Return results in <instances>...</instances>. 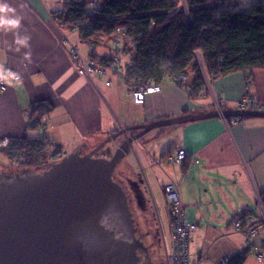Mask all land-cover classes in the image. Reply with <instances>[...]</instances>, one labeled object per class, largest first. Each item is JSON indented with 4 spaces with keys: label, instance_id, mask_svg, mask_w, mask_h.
I'll list each match as a JSON object with an SVG mask.
<instances>
[{
    "label": "crops",
    "instance_id": "crops-1",
    "mask_svg": "<svg viewBox=\"0 0 264 264\" xmlns=\"http://www.w3.org/2000/svg\"><path fill=\"white\" fill-rule=\"evenodd\" d=\"M58 1L68 0H0V82L5 86L0 91V143L11 138L45 139L49 143L45 167L73 153L85 155L119 131L214 111L211 94L222 101L224 111H237L245 95L264 104V70L259 69L249 76L235 73L209 80V90L205 85L206 93L195 99L182 87L164 82L159 92L137 104L122 69L102 77L75 69L71 46L84 58L107 57L113 52L109 45L95 46L90 52L78 32L59 29L53 13L63 8L52 7ZM62 35L69 42L64 46ZM125 63L123 58L122 66ZM37 102L50 104L53 111L32 130L28 128L31 107ZM155 131L132 143L117 167L122 165L121 178L127 177L128 168H142L150 177L145 180L147 191L138 182H127L138 186L144 207L145 195L152 201L151 210L161 228L162 257L165 250L170 253L163 232V225L168 226L163 187L173 181L179 186L187 221L196 226L190 235L189 264H217L245 251L247 237L235 229L237 222L243 228H257L243 264H264V118H243L231 127L218 118ZM123 141L124 137L117 138L97 157L109 158L107 152H114ZM177 150H184L187 159L179 165L168 164L167 157ZM155 167L163 176L154 173ZM256 253L262 255L261 261Z\"/></svg>",
    "mask_w": 264,
    "mask_h": 264
},
{
    "label": "trees",
    "instance_id": "trees-1",
    "mask_svg": "<svg viewBox=\"0 0 264 264\" xmlns=\"http://www.w3.org/2000/svg\"><path fill=\"white\" fill-rule=\"evenodd\" d=\"M53 16L59 29L78 32L92 48L109 45L111 33L125 28L123 49L131 59L121 68L128 88L184 76L189 98L200 97L206 89L196 52L210 81L264 70V0H68ZM92 58L100 66H113L115 55ZM31 109L32 130L53 111L43 102ZM48 150L42 138L0 143V153L20 171L45 167ZM251 247L228 264H243Z\"/></svg>",
    "mask_w": 264,
    "mask_h": 264
},
{
    "label": "water",
    "instance_id": "water-1",
    "mask_svg": "<svg viewBox=\"0 0 264 264\" xmlns=\"http://www.w3.org/2000/svg\"><path fill=\"white\" fill-rule=\"evenodd\" d=\"M221 116L260 119L264 111L222 110ZM221 116L210 111L119 131L85 155H68L42 175L24 171L1 182L0 264H138L137 251L146 248L135 237L127 196L113 181L117 165L132 143L153 130ZM119 137L124 141L107 152L109 158L96 157ZM109 216L129 231L128 239L106 227Z\"/></svg>",
    "mask_w": 264,
    "mask_h": 264
},
{
    "label": "built area",
    "instance_id": "built-area-1",
    "mask_svg": "<svg viewBox=\"0 0 264 264\" xmlns=\"http://www.w3.org/2000/svg\"><path fill=\"white\" fill-rule=\"evenodd\" d=\"M184 1V0H183ZM90 16L93 15L92 10L90 9L87 12ZM55 20V18H54ZM127 39V30L125 28H116L110 36V49L115 55L114 65L113 66H100L99 63L93 58H84L78 50L74 47H70V56L74 63L75 69L78 72L86 76H90L92 73H95L99 77H102L106 72L110 71L112 73H118L122 68V59H126L127 62L130 61L131 56L124 52L123 43ZM62 45H66L68 39L66 36H61ZM94 49L90 46V52H93ZM196 57L198 59V64L203 74L206 87L210 88L209 79L204 71L199 52H196ZM186 78L181 76L179 78L170 79L171 84H175L183 88V83ZM109 84L107 83L106 86ZM161 84L159 83H150L145 86H135L129 88V92L132 94L134 101L137 104H141L148 94H154L160 91ZM5 90V86L0 82V91ZM212 95V108L214 111L220 114L222 112V101L219 100L216 96ZM237 110L240 111H264V104L257 102L252 97L247 95L243 96L237 104ZM221 118L225 121L227 127L235 126L238 123L242 122L241 118ZM187 159V154L184 150H177L173 155L167 157V162L170 165H179L182 164ZM165 197L167 198V213H168V231L170 239V253H164V263L165 264H189V242L190 235L195 232L196 226L190 224L187 221L185 209L180 200V189L177 183L170 181L163 187ZM235 229L243 233L247 237L248 245L251 246V238L255 237L257 234V228L254 226H249L243 228L239 222L235 223ZM262 226L264 227V216H262ZM252 248V247H251ZM255 258L258 261L262 260V255L256 253ZM230 257H225L217 262V264H228Z\"/></svg>",
    "mask_w": 264,
    "mask_h": 264
},
{
    "label": "rangeland",
    "instance_id": "rangeland-1",
    "mask_svg": "<svg viewBox=\"0 0 264 264\" xmlns=\"http://www.w3.org/2000/svg\"><path fill=\"white\" fill-rule=\"evenodd\" d=\"M90 1V0H89ZM62 3V4H61ZM54 10L63 8V1L54 3ZM68 33V32H67ZM73 38V37H71ZM76 38V37H74ZM110 46V44H109ZM80 48V47H79ZM41 136L43 135L42 132L38 131ZM153 132V131H152ZM154 132H156L154 130ZM99 145V144H98ZM97 145V146H98ZM108 145L103 149V151L108 149ZM93 150V149H92ZM102 151L98 152L96 154V157L100 155ZM124 164V163H122ZM120 165L117 167V170L115 171V174L113 176V181L117 184H119L123 191L125 192L126 196L129 197V209L132 214V219H133V224L134 228L136 230L135 237L140 240V242L143 244V247L146 248V252L144 251H139L138 256L140 258L138 264H161L162 262L164 263V257H162V251H163V243L160 244L158 236H160L161 239V228L158 224V220L156 217V212L151 210V205H150V198L145 195V202H146V207L142 205V203L134 197V194L129 190L127 180L138 182L140 189H145V180L150 181V177L148 175H144L142 173V168H128L126 170V176L125 178L120 177ZM50 167H39V168H33L29 171H27L29 174H43L45 173ZM157 168V167H155ZM170 168V167H169ZM24 171H20L19 168L16 167L14 163H12L7 157H5L3 154L0 153V183L1 182H6L7 175L14 176L17 173H22ZM155 174H158L160 176H163L162 171L157 168L154 170ZM141 174V177L140 175ZM137 175V177H136ZM156 177H158L156 175ZM153 178V176H152ZM160 179V178H157ZM147 191V188L146 190ZM151 192H153V187L151 189ZM167 199V198H166ZM168 202V201H167ZM152 203V201H151ZM163 232L165 235V238H167V244L168 247L170 245L169 242V233H168V226L166 227L165 224L163 225ZM168 233V234H167ZM164 252V251H163ZM164 256V255H163Z\"/></svg>",
    "mask_w": 264,
    "mask_h": 264
},
{
    "label": "flooded vegetation",
    "instance_id": "flooded-vegetation-1",
    "mask_svg": "<svg viewBox=\"0 0 264 264\" xmlns=\"http://www.w3.org/2000/svg\"><path fill=\"white\" fill-rule=\"evenodd\" d=\"M39 175H42V174H39ZM8 177H10V176H7V178H6L7 180H9ZM127 184H128L129 190L134 194V197L141 202L142 195H141V191H139L138 186L135 184L129 183V182H127ZM127 201H128V206H129V202H130L129 197H127ZM104 223H105L106 227H109L110 229H114L117 236H121L124 239H128L129 231L124 227V225L121 224V222L118 220V218H116L114 216H109L106 218ZM133 227H134V224H133ZM138 252L139 251H137V254H138Z\"/></svg>",
    "mask_w": 264,
    "mask_h": 264
},
{
    "label": "clouds",
    "instance_id": "clouds-1",
    "mask_svg": "<svg viewBox=\"0 0 264 264\" xmlns=\"http://www.w3.org/2000/svg\"><path fill=\"white\" fill-rule=\"evenodd\" d=\"M0 10H2V6H0Z\"/></svg>",
    "mask_w": 264,
    "mask_h": 264
}]
</instances>
